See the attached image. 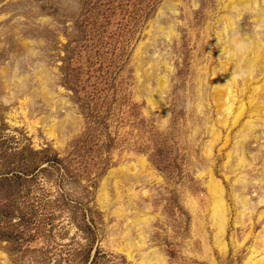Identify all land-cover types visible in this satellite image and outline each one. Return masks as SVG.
I'll return each mask as SVG.
<instances>
[{"label":"rangeland","instance_id":"374dc122","mask_svg":"<svg viewBox=\"0 0 264 264\" xmlns=\"http://www.w3.org/2000/svg\"><path fill=\"white\" fill-rule=\"evenodd\" d=\"M233 2L0 0V264L264 259V0Z\"/></svg>","mask_w":264,"mask_h":264},{"label":"bare ground","instance_id":"6f19581e","mask_svg":"<svg viewBox=\"0 0 264 264\" xmlns=\"http://www.w3.org/2000/svg\"><path fill=\"white\" fill-rule=\"evenodd\" d=\"M233 1L234 0H231V3L234 4ZM237 1L239 2V4L242 7H249L250 0H237ZM253 4H255V2H253ZM234 7H235V5H234ZM227 24L230 26V29H232V25L233 24H232V19H231L230 16H227ZM225 28L226 27L223 26L221 32H223ZM228 39L230 40V42H232V45H231L232 47L228 48V50L225 49V51H228L227 52V60H225L223 63H221L219 65L220 66L219 69H221L222 71H225L226 69L229 70V75L226 76L222 72L220 77H222L224 79V81H221L219 79H214V81H213V91H212V96L211 97H212L213 103H214V105L216 107V110L227 109L228 112H230L231 110H233V103L234 102L230 101V99H232V97L234 95L233 94V87L236 86V79H237V77L239 75L246 79V76L250 73L252 68L255 66V59L260 55V52H259L260 44H257L255 46L256 49L253 52L254 56H251L250 58H246V49L244 47V43H242L241 41H238L234 36L231 37V35L229 36ZM165 83H166V78L162 77L161 80H160V84L164 85ZM243 89H245V87L241 88V90H243ZM251 102H252V100L250 99L248 101V103L250 104ZM244 111H245V106H244V103L241 101L239 106H238V108H237V110L234 111V118H233V123L234 124L238 121V119L241 117V115L244 113ZM255 113H257V110H256ZM247 122L249 124L253 123V121L251 119H248ZM213 134H214V136L218 137V133L214 132ZM243 161H245V160L242 159V162ZM210 175H211V173H210ZM218 180H216V181H218ZM259 180L264 182V179H259ZM210 181L211 180H209V182ZM213 181H214V178H213ZM209 184H210L209 189L211 191V194L214 195V196H219L218 198L215 197L216 198L215 202H214V199H213L214 204H212L213 205L212 206V214L214 216L215 223H216L217 227L219 228L218 231L222 232L223 229H224V220H225L224 219L225 218V214H224L225 208H224V204H223V199H222V197H220L222 188L219 189V186L217 185V183L212 182V181ZM242 191H244V190L242 189L241 192ZM246 197L241 199V205H242V207L244 209L246 208V205H247V198ZM262 201L264 202V200H261V202ZM260 238L262 239L263 246H264V235H261ZM220 243H221V245L224 246V242L223 241L220 240ZM246 264H264V259L260 258V259H257L255 261L252 260V262H247Z\"/></svg>","mask_w":264,"mask_h":264}]
</instances>
